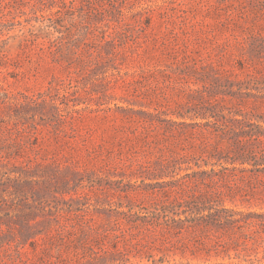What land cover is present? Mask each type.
Returning a JSON list of instances; mask_svg holds the SVG:
<instances>
[{
	"label": "rangeland",
	"instance_id": "rangeland-1",
	"mask_svg": "<svg viewBox=\"0 0 264 264\" xmlns=\"http://www.w3.org/2000/svg\"><path fill=\"white\" fill-rule=\"evenodd\" d=\"M0 264H264V0H0Z\"/></svg>",
	"mask_w": 264,
	"mask_h": 264
},
{
	"label": "trees",
	"instance_id": "trees-1",
	"mask_svg": "<svg viewBox=\"0 0 264 264\" xmlns=\"http://www.w3.org/2000/svg\"><path fill=\"white\" fill-rule=\"evenodd\" d=\"M212 217L214 216V214L211 215Z\"/></svg>",
	"mask_w": 264,
	"mask_h": 264
}]
</instances>
